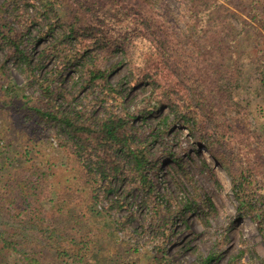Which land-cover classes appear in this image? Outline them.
<instances>
[{
  "label": "trees",
  "instance_id": "1",
  "mask_svg": "<svg viewBox=\"0 0 264 264\" xmlns=\"http://www.w3.org/2000/svg\"><path fill=\"white\" fill-rule=\"evenodd\" d=\"M185 6L182 20L173 15L171 0L0 4V264H106L119 252L107 256L105 248L116 243L127 220L139 221L135 235L149 227L164 236L175 218L186 222L200 206H211L176 156L172 161L181 182L191 188L189 199L180 207L156 193L160 167L151 145L162 143L172 125L164 114L144 134L127 108L108 103L120 98V81L109 78L120 66L131 78L130 88L148 87L141 116L150 113L151 102L153 109H168L175 125L186 128L228 171L237 207L256 221L264 242V137L241 127L229 90L238 79L239 16L223 0H187ZM13 68L22 84L12 83ZM65 78L68 88L62 86ZM28 88L34 93L22 92ZM91 94L93 105L78 102ZM47 126L55 130L73 176L64 166L35 156ZM199 167L210 171L203 158ZM75 177L76 187L71 184ZM133 187L140 192V217L129 212L110 219L106 229L105 214L128 210L125 199ZM125 243L138 251V244ZM160 243L152 254L145 251L152 264L166 258ZM241 254L226 264H247ZM214 256L189 264H210Z\"/></svg>",
  "mask_w": 264,
  "mask_h": 264
},
{
  "label": "rangeland",
  "instance_id": "2",
  "mask_svg": "<svg viewBox=\"0 0 264 264\" xmlns=\"http://www.w3.org/2000/svg\"><path fill=\"white\" fill-rule=\"evenodd\" d=\"M5 0H0V4ZM255 8L250 10V0H223V2L235 10L239 16V21L235 22L239 30L238 37V79L230 87L231 98L235 105L233 106V115L241 127L250 128L260 133L264 137V71L261 69V58L264 56V0H252ZM174 8L173 15L185 19V5L187 0H171ZM183 15V16H182ZM181 24H184L181 21ZM261 57V58H260ZM12 83L22 84L23 78L18 70L12 69ZM112 83H120L118 101L109 99V104L120 102L134 116L133 124L140 128L144 134L149 130V126L155 125L164 114H168V122L172 125L164 137L162 143L154 142L151 145L152 152L158 159L159 169L156 180V193L158 195L170 196L175 204L182 206L185 199H189L191 188L186 181L181 182L180 174L177 173V166L172 161L174 156L183 160L185 167L193 173L198 185L203 189V199L208 196L212 202L211 206H200L202 209H196L188 214L186 222L175 218L173 225L164 230V236L154 229L146 227L144 233L135 235V230L140 231L139 221L130 219L127 228L118 231L115 238L116 243L108 244L105 253L110 256V252H119L108 258L106 264H152L145 254L146 249L149 253L156 251L154 247L157 242H161L166 258H163L162 264H189L198 261L201 257L215 254L210 264H226L232 255L240 253V261L247 264H264V242L257 231L256 221L249 215L244 214L237 207L238 200L232 190V182L228 171L212 159L209 152L199 146L190 135L186 128H180L174 123L173 115L168 109L162 111L156 108L153 102L147 106L150 113L144 117L140 115V109L147 105L148 87L142 85L129 87L130 76L127 75L125 67L120 66L109 76ZM62 86L70 87L68 78L62 83ZM26 94L34 93L32 88L22 90ZM83 99V100H82ZM96 96L89 95L88 99L79 98L78 102L82 104H94ZM120 107H117L119 110ZM103 106H97L96 111L101 112ZM174 123V124H172ZM45 135L39 137L36 143L35 156L49 160L55 167L64 166L67 175L73 176V169L69 165L63 150L58 145V139L55 130L47 126ZM18 148V147H17ZM18 150L21 152L23 147ZM33 153V151H32ZM19 155V152L16 153ZM20 156V155H19ZM28 156H33L29 154ZM34 156V157H35ZM203 158L209 164L210 171H204L199 167L200 159ZM78 177L71 183L77 186ZM175 181L179 182L177 187ZM118 192H122V186H118ZM140 192L133 187L130 194L126 196L129 209H121L113 215L105 214V228L110 227L109 220L115 217H122L129 212H137L140 217L139 203ZM77 205L84 206V200L76 202ZM105 204V201L101 205ZM199 207V208H200ZM84 212L85 209H81ZM104 215L102 214L103 218ZM105 218V217H104ZM103 220V219H102ZM103 221V222H104ZM161 235V236H159ZM150 236H157L155 239ZM152 240H150V239ZM138 244V251L135 253L128 249L125 242ZM126 244L125 246H123ZM142 245L144 247H142ZM159 256V255H158ZM151 258V257H150ZM154 264V263H153ZM157 264V263H156Z\"/></svg>",
  "mask_w": 264,
  "mask_h": 264
}]
</instances>
